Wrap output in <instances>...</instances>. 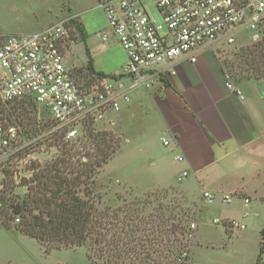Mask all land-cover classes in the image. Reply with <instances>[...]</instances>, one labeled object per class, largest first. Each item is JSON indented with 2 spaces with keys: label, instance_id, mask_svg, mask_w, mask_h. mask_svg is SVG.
<instances>
[{
  "label": "built area",
  "instance_id": "1",
  "mask_svg": "<svg viewBox=\"0 0 264 264\" xmlns=\"http://www.w3.org/2000/svg\"><path fill=\"white\" fill-rule=\"evenodd\" d=\"M150 1L159 21L140 0H97L127 56L118 74H88L70 62L69 43L74 42L71 35L75 30L71 17L34 32L4 35L0 42L1 177L10 171L20 174L21 159L55 132L62 133L64 140L75 141L86 124L96 127L107 113L128 104L134 90L154 87L177 64L195 62L204 50L216 52L218 47L233 46L240 32L254 42L261 39L264 0ZM226 86L242 97L231 82ZM26 101L50 118V124L33 136L19 116L20 103ZM163 144L167 142L163 140ZM2 188L0 183V206ZM202 195L208 202L214 199L212 193ZM244 204H248L247 198ZM228 223L235 230L245 227L236 219Z\"/></svg>",
  "mask_w": 264,
  "mask_h": 264
},
{
  "label": "crops",
  "instance_id": "2",
  "mask_svg": "<svg viewBox=\"0 0 264 264\" xmlns=\"http://www.w3.org/2000/svg\"><path fill=\"white\" fill-rule=\"evenodd\" d=\"M65 6V14L55 21L71 17L81 31L71 45L70 62L81 68L90 59L92 69L106 76L122 72L126 53L112 35L97 0H76ZM78 44L82 50L76 53L73 48ZM260 81H231L218 53L204 50L195 62L177 64L154 87L134 90L128 104L118 112L107 113L103 119L109 120L118 113L120 119H136L143 130L142 151L147 154L141 168L144 184L137 186L129 175L116 173L109 179L134 194L180 186L198 202L200 210L192 247L194 264L195 249L201 247V242L206 246L212 244L200 241L201 225L206 218L226 238H232L247 228L251 203L264 200V79ZM226 82L240 90L242 97ZM248 178L255 179L251 188L247 187ZM203 192L212 193L214 199L208 202ZM225 196L228 198L224 199ZM235 201L240 204L236 212L231 209ZM231 219L239 220L245 227L230 228ZM262 228L264 225L258 227L259 246Z\"/></svg>",
  "mask_w": 264,
  "mask_h": 264
},
{
  "label": "trees",
  "instance_id": "3",
  "mask_svg": "<svg viewBox=\"0 0 264 264\" xmlns=\"http://www.w3.org/2000/svg\"><path fill=\"white\" fill-rule=\"evenodd\" d=\"M71 23L75 29L72 34L79 35L78 24ZM235 55L231 62L239 75L235 82L264 79V41L241 48ZM80 69L106 76L92 69L90 59ZM21 107L25 114L27 107ZM51 140L60 146V152L44 163L31 161V175L20 178L26 187L23 196L2 194L4 215L19 219L16 230L35 239L45 251L84 246L94 264H194L192 247L199 207L192 213L176 200L163 201L156 191L115 207L103 205L95 180L120 140L91 123L75 141L64 140L60 132ZM6 184L4 180L3 187ZM10 184L13 188L12 180ZM3 226L10 228L8 223ZM262 253L264 228L254 264H264Z\"/></svg>",
  "mask_w": 264,
  "mask_h": 264
},
{
  "label": "rangeland",
  "instance_id": "4",
  "mask_svg": "<svg viewBox=\"0 0 264 264\" xmlns=\"http://www.w3.org/2000/svg\"><path fill=\"white\" fill-rule=\"evenodd\" d=\"M75 1L0 0V42L6 34L28 33L53 23V21L65 14V4H72ZM140 1L153 15L154 19L159 21V15L151 1ZM71 37L76 38L77 35L74 36L72 34ZM260 37L259 41L254 42L248 38L247 34L240 32L233 46L217 48L216 52L231 81L238 80L239 78V75L232 70L231 66V62L235 61V53L250 44L264 41V24L260 30ZM72 44L69 43L70 51ZM80 48L82 50V45L78 44L73 49L78 53ZM243 81L244 84H259L261 82L255 79H244ZM20 104L19 116L29 135L33 136L37 134L40 129H44L50 124L47 112L37 109L29 101ZM23 105L27 107L25 114L22 113L21 106ZM120 114H114L109 120H102L96 124L98 130L111 131L120 140V146L113 157L103 165L95 180L97 192H99L102 198V204L112 207L122 204L124 200H131L135 196H142L148 193L134 194L130 189L122 187V185L116 184L113 180L109 179L111 174L116 173L118 175H129L137 186L145 183L141 168L145 165L144 162L146 161L147 154L142 151L141 147L142 126L136 119L133 121L126 118L120 119ZM113 122L114 124H112ZM53 142L51 138L44 139L39 142L37 148L31 149L30 153L25 155L18 164L20 167L17 171L20 174L17 175V172L10 171L6 172L3 177L0 175V183L2 185L4 180L7 181L6 187H3L1 190V194L23 196L26 187L20 184V178H28L31 175V171L28 170L31 167V161L44 163L54 158L60 152V146H56ZM152 142L153 139L151 140ZM76 148L82 149L78 145ZM156 150L161 151V148L157 147ZM13 173H16L18 177H14ZM11 180L14 185L13 188H10ZM247 182L248 188L255 185V179L248 178ZM259 190L261 189L259 188ZM154 191L163 198V201L170 202L176 200L183 206L191 208L192 213L198 208V202L188 196L180 186L158 188ZM231 209L235 212L240 209L239 202L235 201L231 205ZM4 212L3 206H0V264H94L86 256V248L84 246L60 249L50 248L45 251L44 246L40 245V247L36 240L14 230L16 222L14 219L12 220L5 216ZM249 212L247 228L235 234L232 238H229V234L226 238L224 232L219 228L212 227L208 223V218H206L205 223L201 225L200 241L208 240L212 244L206 246V244L201 242V247L195 249L197 264H253L259 249L258 227L264 225V200L257 199L253 201L251 203V211ZM4 223H8L10 229H4ZM193 226L194 221L192 222V228ZM261 259L264 260V253H262Z\"/></svg>",
  "mask_w": 264,
  "mask_h": 264
}]
</instances>
